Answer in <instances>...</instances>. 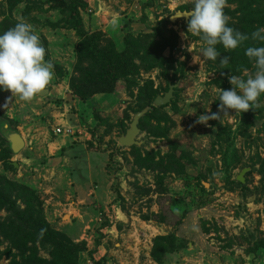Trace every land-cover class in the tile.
I'll return each instance as SVG.
<instances>
[{"label":"rangeland","instance_id":"obj_1","mask_svg":"<svg viewBox=\"0 0 264 264\" xmlns=\"http://www.w3.org/2000/svg\"><path fill=\"white\" fill-rule=\"evenodd\" d=\"M73 1L0 0V34L17 22L30 23L46 49L45 61L54 65L44 97L24 101L0 90V121L18 129L29 143L12 155L0 135L10 151L8 159L0 149V190L8 189L5 182L24 187L23 195L11 199L24 212L19 219L33 230L26 241L31 253L38 251L37 257L48 264H264V177L258 172L259 159L264 160V111L252 117L249 111L225 112L219 107L217 63L204 60L202 41L187 30L188 23H167L177 11H191L194 0H87L78 9L83 37L70 22ZM114 16L119 18L115 29ZM159 22L164 33L178 39L164 52L165 58L172 57L169 76H175L172 83H178V93L143 122L138 137L144 143L127 149L119 147L117 139L140 108L138 88L146 81L154 89L163 88L165 82L158 69H140L137 75L126 68L120 77L117 74L113 94L86 91L93 95L88 100L94 99L96 112L88 110L85 118L92 119L90 127L84 126L91 142L78 143L82 147L76 154L89 158L77 169L48 163L43 141L31 142L30 135L54 134L63 114L73 121L74 114H69L85 103L76 97L86 82L84 74L96 69L100 75L102 70L86 52L87 44L110 54L111 40L120 44L127 30L147 35ZM250 76L243 71L239 78ZM228 78L223 84L230 90ZM259 106L264 108V101ZM211 113L219 118L197 122L199 115ZM243 171L245 191L226 189ZM89 180L91 189L107 192L77 194L73 182ZM8 214L0 209V222ZM59 236L68 240L56 241L67 250L80 247L77 259H71L73 253L67 261L59 260L57 252L50 254ZM21 258L0 235V264H21Z\"/></svg>","mask_w":264,"mask_h":264},{"label":"trees","instance_id":"obj_2","mask_svg":"<svg viewBox=\"0 0 264 264\" xmlns=\"http://www.w3.org/2000/svg\"><path fill=\"white\" fill-rule=\"evenodd\" d=\"M86 1L87 0H74L72 6L69 9L71 13L70 22L82 37L85 36V33L82 29L80 21L78 20V9H83L86 5ZM7 2L9 4L12 2V0H7ZM227 5H229V7L233 6V9H230L227 7ZM224 12L230 17V27H233L241 33L247 34L249 36L248 40L244 41L238 48L233 50L224 49L223 46L219 44L216 46L217 50L221 53V57L229 56L230 60L227 65H220L219 58L215 62L212 61L213 63H217L218 69L215 68V72H217L219 75L215 83L221 89L229 90V84L226 87L223 84L227 77L232 75L240 77L243 71H250L251 75L254 76L255 72L257 71L254 59L247 57L245 55V50L250 46H264V44H261L258 41H253L250 35L258 28H264V0H227ZM167 23H169V21H167ZM161 24L162 23L159 22L153 27L150 26L151 33L147 35L145 32H138L135 34L131 30L125 31L124 35L121 37L120 44L117 39L111 40L110 44L112 52L110 54L103 49L93 47L91 43H88L86 46V52L91 55L93 60H95V62H93L102 68L101 74L103 75H97L96 69H91L88 73H85L83 77L86 82L83 85V89L76 91V97L84 102L92 98L93 95L88 96L89 93L87 94V89H90L91 91L94 89L98 95L113 94L115 91V84L117 82L116 80L118 76L120 77L122 75L121 71L124 72L126 68H131V70L137 75L139 74L140 69L145 71L158 69V71L162 73L161 77L164 79L165 87L162 88L159 86L158 88L154 89L153 83L151 81H146L145 84L137 90V100L140 101V108L137 109L136 112H139L146 107H151L153 100L157 96H159L162 92L163 94L166 93L168 91L169 85L176 84L172 83L175 76L174 78L169 76L170 71H172L174 68L172 57L169 56V58H165L166 56H164V52H166L168 49L170 50L174 48L178 39L174 35H167L164 33L161 29L163 27ZM4 25L6 26V24ZM136 60L139 62L138 65L134 63ZM164 65H166L165 68H163ZM122 78L128 81L126 76H123ZM135 82L134 86L136 85ZM132 83L133 82H131V84ZM177 93L178 89L176 88L173 92V100L177 98ZM262 101H264V94H261L256 105H254L252 109L248 110L252 117L264 111V108L259 106ZM168 105L160 108H152L151 111L140 120L138 125L139 129L143 127V122H148L150 116L159 114ZM163 116V119L167 118V115ZM97 121L99 122L98 117ZM3 145L4 142L0 140V149L5 150L4 153L9 159L10 151L5 149ZM132 148L137 149L135 146ZM169 157L171 160L175 159V155L173 154L169 155ZM7 164H10L9 161H7ZM259 165L260 170L258 172L262 177H264V160L259 159ZM10 166L12 165L10 164ZM5 183L7 184L8 189L0 190V209H6L9 214L5 220L0 222V235L4 236L6 241H9L14 248L19 250L22 257L21 264H48L40 257H37L38 251H35L32 254L30 248L26 246V241L29 240L30 236L32 237L33 233H31V231L33 230H31L27 224L19 219L21 216L20 214L24 212H22L19 207L15 206L14 201L11 199L15 194L17 197L23 195L25 191L24 187L19 186L16 183ZM225 188L228 190H235V188H239L245 191L244 185L235 180L233 182H227ZM24 227H27L28 230L26 231ZM57 239H61L63 244L68 242L65 237H56V239L53 241V245L50 248V254L52 253L54 256V252H57L56 256H59L58 259L64 261H67L68 257L70 258V254L72 253L73 255L71 259H73V257L74 259L78 258V256L76 258V254L79 255V252L81 251L80 247L78 250V247L74 245V247L71 246L70 250H67V246H63L62 244L56 242ZM159 240L160 239H158L157 242H160ZM59 253L64 254L62 257H60Z\"/></svg>","mask_w":264,"mask_h":264},{"label":"clouds","instance_id":"obj_3","mask_svg":"<svg viewBox=\"0 0 264 264\" xmlns=\"http://www.w3.org/2000/svg\"><path fill=\"white\" fill-rule=\"evenodd\" d=\"M226 4L227 0H194L191 11L178 15L187 17V30L200 37L204 60L215 62L219 58L220 65H227L230 57H221L218 44L233 50L249 39L247 34L229 26L230 17L224 12ZM118 19L114 16L111 21L114 29L118 27ZM250 35L253 41L264 44V28ZM45 55L40 36L30 23L17 22L0 34V90H8L13 97L18 95L24 101L41 95L54 77V65L45 61ZM245 55L254 59L257 71L246 80L232 75L229 77L232 88L219 89V107L225 112L228 109L235 113L247 112L264 94V46H250ZM218 118L217 113L201 114L197 122L207 124Z\"/></svg>","mask_w":264,"mask_h":264},{"label":"crops","instance_id":"obj_4","mask_svg":"<svg viewBox=\"0 0 264 264\" xmlns=\"http://www.w3.org/2000/svg\"><path fill=\"white\" fill-rule=\"evenodd\" d=\"M88 110H90L92 113L96 112V106L94 104V99L88 100L84 104L83 103L78 104V109L75 108L74 112H72L73 108L71 107V110L69 112H72V114H69V115L74 114L73 115V117H74L73 121L70 119L71 117H69V120H67L64 114H63L62 119L57 121L59 124L56 125V127L69 126V127L73 128L75 133L72 137H66V136H62V135L56 136L55 134H53V132L52 133L49 132V136L47 133H46V135H44V133H40V132L38 135H37V133L30 135L32 138L31 142H34V138L37 139L36 141H39L37 144H39V143H41V141H43L46 152H47L46 154L48 157L47 158L48 163L52 162L53 164H57V165L62 164V163L63 164L67 163L69 166H73L74 167L73 169H75V168L77 169V168H79L78 166L82 162H84L87 158H89L88 154H86V156H81L80 154L77 156V154H76L77 151H81L80 148L82 147V145H78V143H84V141L87 142V141L91 140V135H89L87 133V130L85 129L86 126L90 127V125L92 123V119H89V118L85 119L88 116ZM81 117H83L84 121H87V122L83 123V120H81ZM69 122H71V123H69ZM79 127H82V129ZM14 130L17 133H19L21 138L23 139L24 149H25L29 144L26 141L27 140L26 137L18 129L14 128ZM35 132H37V131H35ZM79 132L81 133V137H79V135H78ZM29 133H28V135H29ZM138 140L141 141L140 138H138ZM28 141H30V140H28ZM24 149L22 151H24ZM23 153H25V152H23ZM21 159L24 160V158H22V156H21ZM88 170L90 172H92L91 168ZM70 172H74V171L69 170V174H71ZM76 173L81 174L80 171H78V172L76 171ZM77 174H76V176L83 178L81 175H79V174L77 175ZM75 181L73 182L74 186L72 184L70 186L71 187L73 186L75 191H76V189L79 190V191L77 190L78 191L77 194H80V192L83 193V190H84L85 192H88V196H91L90 195L92 193L91 191H94L93 189H91V187L93 186V181L89 180V181H85L83 183H79L78 181L76 183ZM101 190H102V193L107 192V189L104 190V188L102 189V187H97L96 191H94L95 195L100 194Z\"/></svg>","mask_w":264,"mask_h":264},{"label":"water","instance_id":"obj_5","mask_svg":"<svg viewBox=\"0 0 264 264\" xmlns=\"http://www.w3.org/2000/svg\"><path fill=\"white\" fill-rule=\"evenodd\" d=\"M185 11H177L169 18L170 23H174L178 19L184 20V23H188V18L183 16H178L180 13H184ZM178 87V83L174 85H169L168 91L164 93L162 96H157L153 102L151 107H146L143 110L136 112L132 120L129 124L128 129L125 131L123 135H121L117 139V145L121 148H130L133 146L139 147L144 142L138 140V136L140 135V129L138 127L140 120L152 109V108H160L165 105H168L173 99L174 89ZM49 90L46 88L41 95H37L39 97H44L48 95ZM0 135L5 140L8 149L11 151L12 155H18L24 149V142L21 138L20 134L17 133L13 127H11L6 121H0ZM244 171L237 176L236 180L239 183H243Z\"/></svg>","mask_w":264,"mask_h":264},{"label":"built area","instance_id":"obj_6","mask_svg":"<svg viewBox=\"0 0 264 264\" xmlns=\"http://www.w3.org/2000/svg\"><path fill=\"white\" fill-rule=\"evenodd\" d=\"M74 130L72 127L66 126V127H57L54 130V134L56 136L62 135V136H66V137H72L74 135ZM80 134V132L78 133V135Z\"/></svg>","mask_w":264,"mask_h":264}]
</instances>
